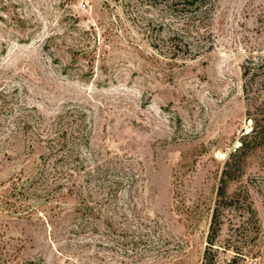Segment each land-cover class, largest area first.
<instances>
[{
    "label": "rangeland",
    "instance_id": "374dc122",
    "mask_svg": "<svg viewBox=\"0 0 264 264\" xmlns=\"http://www.w3.org/2000/svg\"><path fill=\"white\" fill-rule=\"evenodd\" d=\"M159 2L0 0V264H202L264 113V0H212L176 53L186 14ZM240 189L258 230L235 261L264 264V145ZM222 219L216 264L239 215Z\"/></svg>",
    "mask_w": 264,
    "mask_h": 264
},
{
    "label": "trees",
    "instance_id": "16d2710c",
    "mask_svg": "<svg viewBox=\"0 0 264 264\" xmlns=\"http://www.w3.org/2000/svg\"><path fill=\"white\" fill-rule=\"evenodd\" d=\"M149 2L155 0H148ZM165 8L174 13L186 14L184 30L180 28H172L168 41L170 43L169 50L173 53L179 49V43L184 38H189V33H195L192 30L200 29V23L209 18L212 6V0H159ZM191 25V26H190ZM163 24L159 27L161 28ZM179 30V31H178ZM186 34V36L184 35ZM186 42L183 46L185 51H192ZM171 53V52H170ZM262 67V64L259 65ZM248 69V68H247ZM246 73V68L244 70ZM251 121V129L243 134L238 142L239 145L233 149L226 161L222 171L220 186L217 189L215 206L212 211L209 231L206 237V247L203 253L202 264H216L215 253L218 249L214 244L216 237L221 230L223 224L222 215L230 212L238 213L239 219L229 224V234L225 242L224 250L231 251L234 255L228 264H236L237 258H241L242 251L253 240V234L258 230L255 211L248 200L246 190L240 189L233 196L226 194L225 188L228 180L233 176L239 167V160L250 151L260 148L264 145V113L253 115L249 118ZM255 237V236H254Z\"/></svg>",
    "mask_w": 264,
    "mask_h": 264
}]
</instances>
